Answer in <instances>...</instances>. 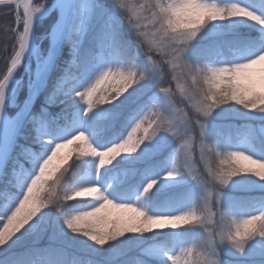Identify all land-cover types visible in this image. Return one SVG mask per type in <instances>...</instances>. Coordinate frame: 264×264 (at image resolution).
<instances>
[{
  "label": "snow or ice",
  "instance_id": "1",
  "mask_svg": "<svg viewBox=\"0 0 264 264\" xmlns=\"http://www.w3.org/2000/svg\"><path fill=\"white\" fill-rule=\"evenodd\" d=\"M253 2L264 5V0ZM0 6L9 9L4 17H10L0 28L6 45L0 53V264H67L74 243L86 253L112 252L115 244L132 240L129 234L167 235L166 229L190 227L202 230L199 242L172 253L163 244L149 245L138 264H156L158 255L166 257L160 264H230L238 254L264 256V198L223 202L225 189L239 175L264 181L255 165L233 167L234 154L264 159L234 145L221 148L207 135L208 118L224 106L264 113L258 99L264 96V63L255 62L264 55V15L218 0H148L139 8L128 0H57L64 20L43 38L41 48L36 18L52 7L50 0H0ZM236 18H247L261 30H249L252 38L243 44L205 31L213 22ZM125 24L134 43L125 38ZM233 49L236 54L225 55ZM97 52L111 59L98 60ZM139 54L145 62L138 67L131 61ZM146 81L166 105L147 98L150 89L140 91ZM127 101L132 106L120 133L103 149L73 122L81 103L87 114ZM113 119L119 120L120 113ZM61 124L67 126L61 129ZM159 133L179 145L166 170L154 159ZM46 134L52 139L44 142ZM87 157L96 158L97 168L105 171L109 165H124L132 174L144 168L138 184L142 196L159 183L155 177L161 171L165 179L186 174L199 194L184 211L148 214L135 202L110 198L98 184L68 186L66 177ZM89 198L102 202L92 210L70 211L69 201ZM119 254L71 264H113Z\"/></svg>",
  "mask_w": 264,
  "mask_h": 264
},
{
  "label": "rangeland",
  "instance_id": "2",
  "mask_svg": "<svg viewBox=\"0 0 264 264\" xmlns=\"http://www.w3.org/2000/svg\"><path fill=\"white\" fill-rule=\"evenodd\" d=\"M35 3V0H33ZM52 0H50L51 4ZM220 3H230L239 2L245 6L251 8L259 15H264V5L259 3H254L253 0H218ZM108 3H110L108 1ZM128 3L136 8H139L141 4H145V1L141 0H128ZM50 8V7H49ZM49 8L42 10L44 13L43 17L36 21L37 33L36 39L39 47H43V38L50 32L57 15L56 11L49 13ZM254 22L248 20L247 18H236L234 21H223V22H213L207 28L210 34H219L223 37L227 35L241 31L245 36L239 37V43L250 40L252 37L249 35V30H254L259 32L261 26L255 25ZM125 38L131 40L133 43L135 37L131 35L127 30V25H124ZM233 31V32H232ZM236 54V50H230L229 55ZM120 55V54H116ZM127 57H131L133 53L131 51L127 52ZM97 59H103L105 63L109 62L111 57H108L103 52L96 53ZM67 58V57H66ZM136 66H142L144 64V58L142 54L136 55L135 60L131 61ZM32 61L30 59L29 66H31ZM165 87L170 86L167 82L164 84ZM171 87L175 88V82L172 83ZM150 89V90H148ZM147 92V98L155 97L156 102L161 105H166V101L161 95L157 94V90L151 87V82H142L140 86V91ZM129 91H132L129 89ZM24 90H21L23 95ZM127 95V93H125ZM139 95V92L134 93V96ZM123 100V97L121 98ZM129 102V103H128ZM179 107H183L176 101ZM120 106V107H119ZM131 101H127L124 104H106L102 108L93 110L91 113H85L86 105L82 103L78 108H76L73 113V122L77 123L81 127V130L86 131L89 136L90 142L96 146L98 149H103L110 146V142L116 138L121 130V122L123 121L126 113L131 107ZM122 107H124L122 109ZM232 107L227 109H217L214 111L212 116L208 118V128L207 135L211 140L223 148L225 145L237 146L240 150H246L247 154L252 155L255 158L264 159V113L249 112L242 109L233 110ZM121 109V110H120ZM53 113L59 111L58 108L49 109ZM113 113H120V119L114 120ZM67 125L61 124L60 128L64 129ZM255 130L257 134H253ZM52 139L51 136L45 135L44 142ZM219 143V144H218ZM153 144L156 146V156L154 159L158 164L162 165L166 170L170 167V158L174 154L175 150L179 145L177 141L167 133H159ZM198 145V142H197ZM195 156L199 158V147H196ZM83 160H87V163H83ZM97 159L92 157L82 158L81 161H77V165H82L74 168L71 175L66 177V182L68 186L73 188H79L83 186H89L90 184H98L101 189L108 194L110 198L119 196L122 199H127L129 202H135L137 206H142L148 214H156L159 212H180L186 210L192 202L197 198L199 194V189L186 174L177 177L175 179H165L164 172L161 171L159 176L155 177L159 180L156 185L159 186V195L170 196L172 200L175 198H183V205L178 207H170L169 204L156 205L157 201L150 199L153 189L147 196H142V186L138 187L139 181L141 179V174L145 171L144 168L138 169L135 174L129 173L124 165L113 167L111 165L106 166L107 171L104 169L97 168ZM245 176H251V174H241V179L234 178V182L231 183L226 189L223 197V202L225 205L237 204L236 199L233 197L234 193L243 194H255L256 192L264 191V181L251 176V179H243ZM246 198V197H245ZM145 201H148L145 203ZM179 201V200H175ZM2 202V201H0ZM102 201L96 200L94 198L83 199V200H73L69 201L70 211H87L92 210L93 207L99 206ZM115 202H121L120 199ZM180 202V201H179ZM167 235H162L167 238L166 241H153L144 243L135 238L138 236H132L131 241H123L121 243L115 244L112 252H100L97 254L86 253L81 250L82 246L78 243H74L72 246L68 247L66 253L67 264H71L72 260H92L95 261L101 257H109L114 253H120L113 264H138L141 259V250L149 245L153 244H163L165 250L169 253L178 251L179 247L182 245L199 242V240L204 235L202 230L199 228H186L171 230L166 229ZM148 234V233H147ZM45 243V242H44ZM225 249L229 248V245L224 246ZM107 248V245L105 246ZM15 250V249H14ZM225 252L221 251V259H224ZM154 261L156 264L160 262H166V257L163 255L155 256ZM264 260V256L256 255L254 257H248L243 255H236L230 257V264H251L253 260Z\"/></svg>",
  "mask_w": 264,
  "mask_h": 264
},
{
  "label": "trees",
  "instance_id": "3",
  "mask_svg": "<svg viewBox=\"0 0 264 264\" xmlns=\"http://www.w3.org/2000/svg\"><path fill=\"white\" fill-rule=\"evenodd\" d=\"M108 1L111 2V0H106V2H108ZM141 1L148 2V0H141ZM8 11H9V9H7V8H0V28L4 27V20L5 19H10V17H4V13H6ZM54 15H56V14H54ZM37 29H38V27H37V24H36V27H35V35L37 33ZM207 29L208 28H206L205 31H208L209 32V30H207ZM243 36H245L244 33H242L241 31H236V32H233V33L227 35V37H225V38L235 39L236 41H238L239 39H236V38L243 37ZM5 47H6V45H5V41H4V35H3L2 32H0V53H2L4 51ZM229 52H230V50L229 51H226L225 55H229ZM2 68H3V60H2V56H0V69H2ZM123 108L124 107H122V109ZM227 108H229V106H224L221 109L224 110V109H227ZM231 109H233V110H240L239 106L232 107ZM236 178L241 179L242 177H241V175H239ZM159 191H160V188H159V186L156 185L153 188L152 195L150 196V199L152 198L153 200L157 201L156 205H159L160 206V205L166 203V204L171 205L170 207H178V208H180L183 205V202H184L183 201V198H181V199L175 198L174 200H172L173 198L170 199L171 198L170 196H167V197L166 196H163L162 197L163 194H160L159 195ZM233 197L236 199L235 202L237 204H239V203H245V202L259 200L261 198H264V191H262V192H256L255 194H252V195L251 194H247L246 195V194H243V193L238 192V193H234L233 194ZM175 200H179L180 202L179 201H175ZM146 202H148V201H145V203ZM129 235H135V234H129ZM160 236H162V235H157L156 233H148V234H144L142 236L138 235L135 239L136 240H139L141 242H144V243L153 242V241H166V240H168L167 238H164V236L162 238H160ZM44 242L46 243V241H42L41 244L43 245ZM253 262H254V264H262V262H264V260H256L255 259V260H253L251 262V264H253Z\"/></svg>",
  "mask_w": 264,
  "mask_h": 264
},
{
  "label": "clouds",
  "instance_id": "4",
  "mask_svg": "<svg viewBox=\"0 0 264 264\" xmlns=\"http://www.w3.org/2000/svg\"><path fill=\"white\" fill-rule=\"evenodd\" d=\"M255 62L256 63H264V55H261L260 57H258ZM258 99H260L262 102H264V96L259 97ZM245 162H247V164L249 166L255 165L257 172L264 173V162H261L258 160H253L251 157L246 156L242 153H235L234 154V161L232 163L233 167H244ZM84 191H87V189H84ZM69 198H71V196Z\"/></svg>",
  "mask_w": 264,
  "mask_h": 264
},
{
  "label": "water",
  "instance_id": "5",
  "mask_svg": "<svg viewBox=\"0 0 264 264\" xmlns=\"http://www.w3.org/2000/svg\"><path fill=\"white\" fill-rule=\"evenodd\" d=\"M56 3H57V0H52V2H51L52 7L49 8V13H51L52 11H56V15H57V18H56V20H55L53 26L51 27L50 32H51V31L53 30V28L56 26V24H57L58 21H62V20H64V16H65V14H64V12H63L62 10L57 9V8L55 7ZM0 8H5V7L0 6ZM21 11H22V9H21ZM40 19H41V18H40ZM37 20H39V19H36V21H37ZM26 60H28V63L30 62V58L28 57V54H27V53H26Z\"/></svg>",
  "mask_w": 264,
  "mask_h": 264
},
{
  "label": "bare ground",
  "instance_id": "6",
  "mask_svg": "<svg viewBox=\"0 0 264 264\" xmlns=\"http://www.w3.org/2000/svg\"><path fill=\"white\" fill-rule=\"evenodd\" d=\"M44 13H45V12L41 11V13H39V14L37 15V18H36V19H40V18H42L43 15H44Z\"/></svg>",
  "mask_w": 264,
  "mask_h": 264
}]
</instances>
